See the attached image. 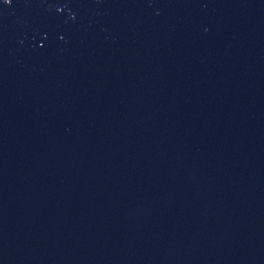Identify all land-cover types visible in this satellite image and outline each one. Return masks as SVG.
I'll return each mask as SVG.
<instances>
[{
  "label": "water",
  "instance_id": "water-1",
  "mask_svg": "<svg viewBox=\"0 0 264 264\" xmlns=\"http://www.w3.org/2000/svg\"><path fill=\"white\" fill-rule=\"evenodd\" d=\"M0 264H264V0H0Z\"/></svg>",
  "mask_w": 264,
  "mask_h": 264
}]
</instances>
